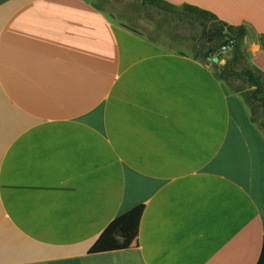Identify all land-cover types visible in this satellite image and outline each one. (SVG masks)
<instances>
[{"label": "crops", "instance_id": "obj_1", "mask_svg": "<svg viewBox=\"0 0 264 264\" xmlns=\"http://www.w3.org/2000/svg\"><path fill=\"white\" fill-rule=\"evenodd\" d=\"M162 1L244 26L264 76V0ZM135 24L0 0V264H257L264 136L219 63ZM138 205L124 248L90 254Z\"/></svg>", "mask_w": 264, "mask_h": 264}, {"label": "rangeland", "instance_id": "obj_2", "mask_svg": "<svg viewBox=\"0 0 264 264\" xmlns=\"http://www.w3.org/2000/svg\"><path fill=\"white\" fill-rule=\"evenodd\" d=\"M95 6L103 9L108 14H126L135 18L136 27L144 34L170 48H182L187 46L193 53L206 59L216 58L219 68L223 67V78L232 89L241 93L251 95L254 87L246 76L241 73L247 69L259 73L248 63V51L243 40L239 43L238 56L232 60L233 53L230 49L220 48L217 41L208 40V28L213 20L204 21L203 26L198 18L189 8L184 5H171L166 2L151 4L145 0H90ZM130 22V19H128ZM134 24V23H133ZM250 40H258L259 37L250 35ZM191 47V48H190ZM183 47L182 49H184ZM211 49L213 54L205 56L204 52ZM230 71H233L230 74ZM262 91L256 93V98L246 102L250 118L253 124L264 136V76L260 75ZM236 91V92H237ZM237 92V93H238Z\"/></svg>", "mask_w": 264, "mask_h": 264}, {"label": "trees", "instance_id": "obj_3", "mask_svg": "<svg viewBox=\"0 0 264 264\" xmlns=\"http://www.w3.org/2000/svg\"><path fill=\"white\" fill-rule=\"evenodd\" d=\"M151 4H160L162 0H145ZM185 7L193 10L196 16L200 18V23L205 26L206 23L204 21L213 20L211 25L209 26L208 32V40L209 41H217L218 46L220 48H228L233 53L232 60H235L238 56V48L240 41L246 36L247 29L240 26L229 25L224 21L219 20L213 13L200 9L198 7L192 5H184ZM261 45L264 46V43L261 42ZM205 56H211L213 54L211 49H208L204 52ZM223 67L219 68V76H223ZM233 71H230V74ZM255 74L253 70L247 69L243 71L241 74L246 76L251 85L254 87L251 95H247L246 93H241L242 97L245 101L251 102V99L256 98V93L262 91V83H260V75ZM263 76V75H262ZM144 206L138 205L129 211L119 215L115 219H113L101 232L100 236L91 246L89 253L90 254H98L103 252H113L120 251L124 248L125 244L129 240L132 235L139 218L143 212ZM263 219H264V207H263ZM257 264H264V238L262 243V249L260 253L259 260Z\"/></svg>", "mask_w": 264, "mask_h": 264}, {"label": "water", "instance_id": "obj_4", "mask_svg": "<svg viewBox=\"0 0 264 264\" xmlns=\"http://www.w3.org/2000/svg\"><path fill=\"white\" fill-rule=\"evenodd\" d=\"M209 58H210V57H209ZM213 61H216V58H215V57L213 58Z\"/></svg>", "mask_w": 264, "mask_h": 264}]
</instances>
